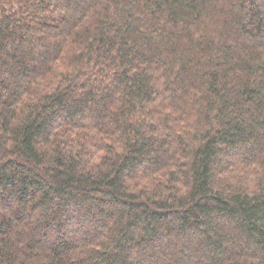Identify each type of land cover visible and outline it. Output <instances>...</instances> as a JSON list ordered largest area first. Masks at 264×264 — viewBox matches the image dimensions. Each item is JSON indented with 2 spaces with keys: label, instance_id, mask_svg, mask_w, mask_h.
Masks as SVG:
<instances>
[{
  "label": "trees",
  "instance_id": "16d2710c",
  "mask_svg": "<svg viewBox=\"0 0 264 264\" xmlns=\"http://www.w3.org/2000/svg\"><path fill=\"white\" fill-rule=\"evenodd\" d=\"M0 264H264V0H0Z\"/></svg>",
  "mask_w": 264,
  "mask_h": 264
}]
</instances>
